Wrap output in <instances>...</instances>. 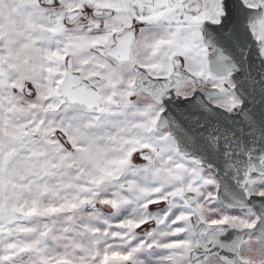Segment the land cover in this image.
Wrapping results in <instances>:
<instances>
[{"label": "snow or ice", "instance_id": "6c2138e0", "mask_svg": "<svg viewBox=\"0 0 264 264\" xmlns=\"http://www.w3.org/2000/svg\"><path fill=\"white\" fill-rule=\"evenodd\" d=\"M0 264H264V0H0Z\"/></svg>", "mask_w": 264, "mask_h": 264}]
</instances>
